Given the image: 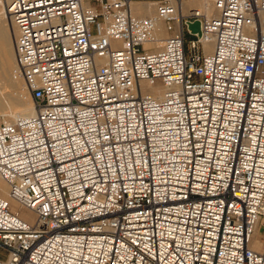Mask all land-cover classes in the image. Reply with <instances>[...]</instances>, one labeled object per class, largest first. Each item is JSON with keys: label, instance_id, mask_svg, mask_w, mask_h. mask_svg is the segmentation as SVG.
<instances>
[{"label": "built area", "instance_id": "obj_1", "mask_svg": "<svg viewBox=\"0 0 264 264\" xmlns=\"http://www.w3.org/2000/svg\"><path fill=\"white\" fill-rule=\"evenodd\" d=\"M181 1H5L0 264H264V0Z\"/></svg>", "mask_w": 264, "mask_h": 264}, {"label": "bare ground", "instance_id": "obj_2", "mask_svg": "<svg viewBox=\"0 0 264 264\" xmlns=\"http://www.w3.org/2000/svg\"><path fill=\"white\" fill-rule=\"evenodd\" d=\"M5 1L6 0H0V115L4 114L5 118L7 119L6 115L12 116L15 118V117L21 116V115L32 114V113H34L35 109L33 107V101L30 97L29 91L25 88L23 81L14 75L16 67H15L12 39L16 34V28L12 24L9 23L8 16L4 12ZM188 1L189 0L181 1V7H180L181 12L184 13L185 11H187ZM147 2L151 3L150 8L147 9L148 13L149 14L154 13V11H155L154 4L155 3L153 1H147ZM182 2H183V4H182ZM133 3H135V1L131 3V8H132V12L135 14V12L133 10ZM197 5H198V7H201V8H198V7L197 8L200 9L203 13H205L207 15L214 13L212 0H202V2L197 4ZM137 16H139V15H137ZM7 21L10 24V26L7 23ZM156 32L159 36L160 41L155 43V45L156 44L158 45V43H160V45H162L161 40H162L163 36L166 34V32L162 29L161 24H158ZM212 48H213L212 43H206L205 44L206 51H210V50H212ZM6 78H7V85H8L7 87H9V86L14 87V88L19 87L21 89L19 92L20 97L17 100L16 104L14 106H10V107L5 104V96L1 92L2 89L4 88L3 86H4V83L6 81ZM143 82H145V81H142V83ZM155 91L157 92L156 95L159 96L160 90L158 89ZM3 181H2V179H0V188L3 189L8 194V187L5 186V183H6L5 181H4L5 183L3 184ZM2 197H4V196H2ZM19 215H22V210L19 211ZM256 230L254 231V233L256 232ZM254 233L252 235V240H253ZM252 240H251L249 246L252 249L260 250L254 246Z\"/></svg>", "mask_w": 264, "mask_h": 264}, {"label": "rangeland", "instance_id": "obj_3", "mask_svg": "<svg viewBox=\"0 0 264 264\" xmlns=\"http://www.w3.org/2000/svg\"><path fill=\"white\" fill-rule=\"evenodd\" d=\"M202 2V0H189L188 1V6H187V10L189 9V8H192V7H198V5L197 4H199V3H201ZM149 4V3H148ZM182 4H183V2H182ZM140 6H144V5H140ZM198 8H201V7H198ZM186 12V11H185ZM184 12V13H185ZM213 13V12H212ZM151 14H154V13H151ZM150 14V15H151ZM9 21V20H8ZM8 21H7V23H8ZM10 23V22H9ZM8 23V24H9ZM11 24V23H10ZM10 24H9V26H10ZM190 36H187V39L189 38ZM14 40H15V36L13 37V39H12V42H13V51H14ZM143 85H146V83L145 82H143L142 83ZM8 85H7V78H6V81H5V83H4V88L2 89V93L4 94V96H5V104L7 105V106H14L15 104H16V102H17V100L19 99V97H20V88L18 87V88H14V87H7ZM151 88V90H158L156 87H154V86H151L150 87ZM159 94H161V92H159ZM9 104V105H8ZM33 107H34V104H33ZM4 115V114H3ZM7 116V119L8 120H11V119H13L14 117H12V116H8V115H6ZM10 118V119H9ZM3 181V180H2ZM5 182L3 181V184H4ZM5 186H7L8 187V185L5 183ZM3 189H1L0 188V195L1 196H4V197H7V193L3 190ZM28 211L27 210H23L22 209V215H25V216H27L28 215ZM28 217V216H27ZM254 240L255 241H260L261 242V248L263 247V244H264V233H260L259 232V229H257L256 230V232L254 233V236H253V240H252V242H254ZM260 248V249H261Z\"/></svg>", "mask_w": 264, "mask_h": 264}, {"label": "crops", "instance_id": "obj_4", "mask_svg": "<svg viewBox=\"0 0 264 264\" xmlns=\"http://www.w3.org/2000/svg\"><path fill=\"white\" fill-rule=\"evenodd\" d=\"M149 3V4H148ZM150 2H147V1H136L135 3H133V10L135 12L136 15H139V16H148L150 15L148 13V10L150 8ZM140 5H144V6H140ZM14 29V28H13ZM16 35V34H15ZM166 36V34L164 35ZM163 36V37H164ZM162 41V40H161ZM153 44L152 46L155 48V49H158L161 47L160 43H158V45L156 44ZM260 233H264L263 230H259ZM254 246L257 248V249H260L261 247V242L260 241H255L253 242Z\"/></svg>", "mask_w": 264, "mask_h": 264}, {"label": "water", "instance_id": "obj_5", "mask_svg": "<svg viewBox=\"0 0 264 264\" xmlns=\"http://www.w3.org/2000/svg\"><path fill=\"white\" fill-rule=\"evenodd\" d=\"M188 28H189L192 32H197L198 34H200L199 21H194L193 23H189V24H188Z\"/></svg>", "mask_w": 264, "mask_h": 264}]
</instances>
